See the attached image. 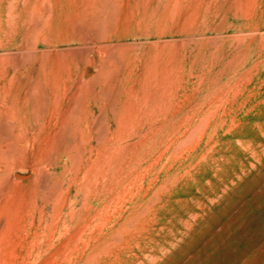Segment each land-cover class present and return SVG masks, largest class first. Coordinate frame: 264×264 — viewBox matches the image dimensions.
<instances>
[{
    "label": "rangeland",
    "instance_id": "obj_1",
    "mask_svg": "<svg viewBox=\"0 0 264 264\" xmlns=\"http://www.w3.org/2000/svg\"><path fill=\"white\" fill-rule=\"evenodd\" d=\"M0 122V264H264V0H0Z\"/></svg>",
    "mask_w": 264,
    "mask_h": 264
},
{
    "label": "bare ground",
    "instance_id": "obj_2",
    "mask_svg": "<svg viewBox=\"0 0 264 264\" xmlns=\"http://www.w3.org/2000/svg\"><path fill=\"white\" fill-rule=\"evenodd\" d=\"M21 57L24 58V56H21ZM106 60H107V59H106ZM21 64H22V63H21ZM20 66H21V65H20ZM104 69H105V67H104ZM1 121H3V120H1ZM0 123H2V122H0ZM5 126H6V125H5ZM2 127H4V126H2ZM5 129H6V128H5ZM5 129H4V130H5ZM4 130H3V131H4ZM7 130H9V128H8ZM3 131H2V132H3ZM5 131H6V130H5ZM0 133H1V132H0ZM7 134H8V133H7ZM5 135H6V133H5ZM5 135H3V136H5ZM3 136H1V137H3ZM1 137H0V139H1ZM8 138H9V137H8ZM8 138H7V136L3 138V140H4L5 143L8 142V141H7ZM3 140H1V141H3ZM2 152H3V151H2ZM2 152H1V154H2ZM6 152L8 153V151H6ZM7 153H5V155H6ZM8 154H11V153H8ZM5 155H4V156H5Z\"/></svg>",
    "mask_w": 264,
    "mask_h": 264
}]
</instances>
